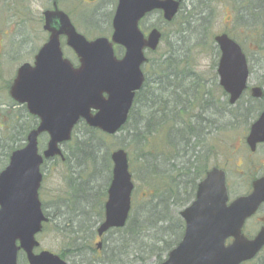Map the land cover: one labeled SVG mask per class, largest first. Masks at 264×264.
Listing matches in <instances>:
<instances>
[{
  "label": "water",
  "instance_id": "water-1",
  "mask_svg": "<svg viewBox=\"0 0 264 264\" xmlns=\"http://www.w3.org/2000/svg\"><path fill=\"white\" fill-rule=\"evenodd\" d=\"M182 0H117L110 39L87 40L77 33L69 16L59 10L46 11L43 30L48 34L31 66L16 71L8 94L39 124L26 137L22 149L14 151L6 168L0 172V264H17V253L23 251L28 264H66L57 255L43 251L38 255L35 236L47 218L42 213L38 191L43 160L59 157L61 146L71 140L79 121L107 135L116 134L126 123L135 93L144 82L141 66L147 62L145 50L156 51L161 33L157 28L144 35L139 21L153 11H160L165 22H171ZM61 38L65 42L61 43ZM219 46L217 73L219 84L234 104L246 88L248 69L240 47L226 35L214 38ZM70 48L77 59L73 64L63 56L62 46ZM114 46L124 49L116 58ZM260 98L262 90L251 89ZM48 135L46 149L38 153V137ZM246 143L251 151L264 143V111L251 125ZM111 181L104 205L101 235L122 228L131 207L133 183L127 153L117 149L110 154ZM252 193L227 203L225 174L216 168L207 172L198 184L195 200L180 216L185 222L180 242L162 264H241L252 259L264 246V234L254 240L241 235V227L264 202V176L252 183ZM233 242L227 246V238Z\"/></svg>",
  "mask_w": 264,
  "mask_h": 264
},
{
  "label": "rangeland",
  "instance_id": "rangeland-1",
  "mask_svg": "<svg viewBox=\"0 0 264 264\" xmlns=\"http://www.w3.org/2000/svg\"><path fill=\"white\" fill-rule=\"evenodd\" d=\"M49 2L50 0H0V171L6 165L7 156H9L10 152L15 147H18L16 144L20 145V138L22 137L20 133L27 129L28 125H30L29 128L33 125V121H26L24 125L21 126L22 128L19 127L14 132L11 130L9 131V126L6 127L5 123L13 120L12 113L7 110L9 107L8 104H10L11 101L7 95L6 83L8 84L10 82L16 69L20 65L33 61V57L37 50L45 42L46 34L42 31V20L40 16L41 12L48 8ZM250 2L251 3H248V5L252 6V13L250 14L248 23L246 21L240 24L235 23L236 6L233 5L230 0H202L201 2L199 0H185L182 4V11L186 12L184 17H187L188 14L194 16L192 18L194 21L189 22L191 23L190 25H195L194 27L198 30L200 39L203 24L202 21L199 20L201 16L209 21L212 35L220 32H227L232 36L243 37V35H247L251 40L244 39L247 48L246 50L242 48L247 56L250 69L248 86H260L264 89V0H250ZM114 4L113 0H59V8L70 15L76 30L88 39H93L98 36H108L106 26L103 24L100 26V20L91 19L90 17H95L100 14L105 17L106 23V20L110 18L108 13L113 10ZM256 9L258 10L256 11ZM256 16L259 17L260 20H255ZM159 23V16L156 14L149 17L141 24V28L143 31L147 32V27L149 28L153 26V24L158 25ZM174 25V23H161L158 25L163 33V38L160 48L156 53H147V56L152 62L157 61V59L161 58L165 52L170 49L172 43L169 42L176 39L179 42L181 39L182 35H180L179 38L172 36L171 32L175 29ZM249 26H251V28H248ZM257 29H260L259 32L261 34L257 33ZM250 30L257 33V37L251 38L250 35L252 31ZM179 31H181V34L186 33L189 37L188 32L185 31L183 27H180ZM239 39L242 38L239 37ZM254 39L257 44L263 47L261 46V48H259ZM194 42L195 39L191 38L190 42L186 43L183 47H188ZM213 45L211 41V46L213 47ZM177 49L180 52L182 51L181 47ZM63 53L65 57L75 62L70 50L64 49ZM211 59H213L212 51H209L207 56L201 55L199 67L195 68V70L198 72L202 71V73L209 76L208 73L212 71L209 67ZM222 95L223 94H221V96ZM225 96L226 94L224 93L222 97L224 98ZM223 98H221L220 101H225ZM249 100V97L244 94L240 101L233 107L235 109L233 114L229 112L226 117H231V114L233 116H243L240 114L243 110L249 112L251 108L254 109L258 107V103L251 106L252 102L248 103ZM252 116L254 117V115ZM249 117L250 115H246V121ZM246 121L245 123H239L240 125H237L235 128H228L231 129V131L228 130L223 134L208 135L203 148L200 150L202 154H207V156H199L198 153L197 157L193 159L194 167L199 166L202 168L204 166L205 169L207 166V169H210L216 166L225 171L226 184L232 193L229 194V201L236 196L249 193L250 188H247V184L249 185L251 178L264 172L262 167V165H264V146H259L253 154L248 150L245 144V136L248 133L249 126L246 125ZM251 121L252 120H249V124ZM11 127L12 129L15 127V122ZM83 132L82 127H80L79 130L75 128L73 138L75 139L76 135L78 137L81 134L86 135ZM14 135L15 138H13ZM122 138L128 141V136H126L125 132H119L115 135L114 141L112 140L113 142L111 144L113 150L119 148L118 140ZM45 142L46 138L41 137L39 139V146H44ZM122 145L126 146V143H121V146ZM74 146L75 142L73 141L62 147L64 154L72 151L76 156V159L72 160V171H70V166L61 163L59 160H55L54 162L49 160L41 170L44 178L40 188V200L42 203L44 202L48 214L54 216V219L47 227V230L37 238L41 248L55 253L63 249L70 251L76 235L82 236L80 233L76 234L78 231L76 228L77 224L88 216H91V211L95 210L100 203L98 196L102 197L103 192H105V163L103 164L102 162L103 157H105V138L100 141V147L95 149V151L93 147L89 148L92 153L95 152L98 154L95 161L96 165L86 163L84 158L79 156L78 152L73 149ZM209 146L213 147V149ZM134 148L135 147L131 145L130 151L132 152ZM138 149L137 147L135 148V150ZM142 154L143 152L140 151L138 155L141 156ZM138 155L134 157L137 156L138 158ZM129 157L130 155H128L129 172L132 176L134 186L131 198L130 219V216L132 215L134 217V213H137L140 207L147 202V198H144V196L149 192V189L146 187V176L143 168L141 167V169H139L138 165L140 164L134 162L133 158ZM138 162H140V160ZM82 175L86 178L77 181L78 177ZM79 188L85 192L86 196L87 194L94 196L85 197L81 191L80 193L74 192V197H71V189L77 190ZM106 199L107 196L105 197V201ZM175 201L179 205L181 204L180 197L176 198ZM80 203L84 205H80ZM87 205L90 206V208L85 209ZM184 208L177 209L173 207L172 211L175 215H179ZM123 237V233H117L115 231L106 233L105 255L110 256V251L116 246L120 247L119 244L124 241L125 248L129 253L135 252L136 249L140 254L138 258L141 256L144 259L143 263L137 260L135 262L132 258L122 259L124 264H158L157 257L154 258L147 254V246L151 244L149 240L141 238V240L137 242L127 237L123 240ZM160 253H163V261L167 256V252ZM95 256L97 255L95 254ZM253 263L264 264V252L260 254L258 259ZM105 264H108L107 261H105Z\"/></svg>",
  "mask_w": 264,
  "mask_h": 264
},
{
  "label": "trees",
  "instance_id": "trees-1",
  "mask_svg": "<svg viewBox=\"0 0 264 264\" xmlns=\"http://www.w3.org/2000/svg\"><path fill=\"white\" fill-rule=\"evenodd\" d=\"M184 14L186 12L181 11L177 19L172 22L175 24V29L171 34L177 38L182 35L180 43L177 39L169 42L172 43L170 49L147 66L143 88L136 94L127 123L119 131L126 133L129 142L125 138L118 140V147L126 150L130 155L129 158L140 164L139 169L143 168L149 192L144 196L147 202L137 213H134V217L130 216L125 227L111 231L123 233V240L126 237L137 242L141 238L149 240L151 244L147 246V254L157 257L158 264L162 262L163 253L160 252H168L182 237L183 222L179 215L173 213L172 208L180 209L194 198L197 182L207 170L206 165L205 169L204 166L194 167L193 159L198 153L199 156H207L200 150L208 135L223 134L228 130L231 131L228 128H235L240 125L239 123L246 121V116L232 115L235 109L229 106L226 96L222 97L224 93L217 84L216 60L214 48L211 46L212 33L209 21L203 16L199 19L203 23L200 39L195 25L192 26L189 22L194 21L192 20L194 16L187 13L188 16L184 17ZM91 17L100 21L103 19L102 15ZM180 27L188 32L189 37L186 33L181 34ZM191 38H194L195 42L183 47ZM176 47H181L182 51L180 52ZM209 51L213 52V59L209 64L212 71L207 76L202 71H196L195 68L199 67L200 56H207ZM221 98L225 101H220ZM251 102L255 104L254 100ZM229 112L232 113L231 117H226ZM252 118V115L247 118V126ZM80 127L86 135L81 134L79 137L76 135L71 142H75L73 149L84 158L86 163L96 165L98 154L92 153L89 148L93 147L95 151L100 147V141L105 138V157L102 160L103 164L105 163V170L103 169L105 192L102 197L98 196L100 203L95 210H99L103 198L106 197V188L111 178L110 152L113 150L111 144L115 135H104L83 123H80L76 129L79 130ZM26 132L22 131L23 134ZM121 143H126V146H121ZM131 145L139 149L134 148L131 152ZM140 151L143 152L141 156L138 155ZM135 155H138V158L134 157ZM73 159H76V156L72 151L65 154L63 163L70 166V171L73 168ZM84 178H86L84 175L79 176L77 181ZM81 191L80 188L71 189V197ZM82 193L85 195L84 191ZM178 197L181 198L180 205L175 201ZM80 205L84 204L80 203ZM119 245L120 247L116 246L110 251V256L105 255L108 264H124L122 259L128 258H132L135 262L136 260L144 262L141 256L138 258L140 254L136 249L135 252L129 253L124 241Z\"/></svg>",
  "mask_w": 264,
  "mask_h": 264
},
{
  "label": "flooded vegetation",
  "instance_id": "flooded-vegetation-1",
  "mask_svg": "<svg viewBox=\"0 0 264 264\" xmlns=\"http://www.w3.org/2000/svg\"><path fill=\"white\" fill-rule=\"evenodd\" d=\"M54 1H56V0H50V2L48 4V8H46L45 10H43L41 12L40 19L42 20V23L44 20L43 14L47 10H53L54 9L53 8V2ZM115 1H117V0H115ZM230 1L232 2L233 5L236 6L235 7V13H236L235 23L240 24L243 21H246L248 23V21L250 19V14L252 13V10H251L252 6L248 5V3H250V0H230ZM56 5H57V8H59V0L56 1ZM111 17L109 18V20L108 19L106 20V23H105V19L103 20V23H100V26L102 24L106 26V30L108 31V35H111V33H112ZM149 17H151V15L145 17L142 22L144 23ZM255 20H260V18L256 16ZM150 28H151V26L149 28L147 27L146 29L149 30ZM248 28H251V26H249ZM259 30L260 29H257V33L261 34L259 32ZM250 31H252V30H250ZM263 31H264V27H263ZM257 33H254L252 31V34L250 35V37L251 38L257 37ZM225 34L229 38H231L235 43L239 44V46L241 47L243 52H244L243 48L245 50L247 48L246 47L247 44L245 43V40H251L247 35L246 36L243 35V37H241V36L229 35L227 32ZM105 37H107V36H105ZM239 37L242 39H239ZM255 43H256V41H255ZM257 45L259 48H261V46H262L259 44H257ZM217 50H218L217 55H218V60H219L220 51H219L218 47H217ZM120 52L123 53L122 50H120ZM147 53H149V52L146 51V54ZM246 60L248 63L247 56H246ZM74 65H76V62H74ZM246 92H248V93H246ZM244 94L247 95L250 99L248 101V103H250L251 100H254L255 104L258 103V108H256V109L254 108L255 110L253 108H251V110L249 112L248 111L246 112V110H243V112L240 113L243 116L254 115V117L251 119L252 120L251 123H252L261 114V111L262 110L264 111V89H263V93H262L260 98H253L251 95L250 89H248V88L245 90ZM240 99H239V101H240ZM8 106L9 107L7 110L12 113V117L14 118L12 121L6 122L9 125V131L10 130L12 132L16 131V129L21 127L22 125H24V122H26V121L27 122L33 121V125L31 126V128H29L30 125H28V128L25 129V131L28 132V131L35 129L37 127L38 119L36 117H32V116L30 117L25 106L17 105L12 100H11L10 104H8ZM251 106H254L253 103L251 104ZM14 122H15V127L12 129L11 126ZM6 123H5V125H6ZM3 124H4V122H3ZM6 127H8V126L6 125ZM27 132H26V134L20 133L22 135V137L20 138V140H21L20 145L16 144V146H18V147H15V149L23 147L25 145V142H26L25 139H26ZM43 137L46 138V142L44 143V146H39V152H41V153L45 150L47 142H48V137L46 135ZM13 138H15V135ZM15 141H17V140H15ZM259 146H264V144H259V145L255 146L256 148L254 151L250 150L251 153L252 154L255 153ZM8 160H9V156H7V163H8ZM55 160L56 159H52L51 162L52 161L54 162ZM47 162L48 161H43V163L41 165V170H42V168H44V166ZM262 167L264 169V165H262ZM212 168H214V167H212ZM219 169H221V168H219ZM263 176H264V172L258 176L252 177L249 185L247 184V188H250V192L247 193L246 195L236 196L231 201H234L237 198L249 195L252 191V183L255 180L262 178ZM42 183H43V180H42ZM226 187H227V194H228V202H231V201H229V194L231 193V191L229 190L227 184H226ZM93 196L94 195L87 194V196H85V197H93ZM194 196H195V194H194ZM39 198H40V191H39ZM40 202H41V210H42L43 214L45 215V217L48 219V222L43 225L42 232H41V234H42L45 232V230L49 226V224L52 223L54 216L49 215L48 211H47V207L44 204V202L42 203L41 200H40ZM87 206L85 209L90 208V206H88V207ZM91 212H92L91 216H88L86 219H83L82 221H80L77 224L76 228L78 229V231L76 232V234L80 233L82 236L76 235V237L74 238L75 240H74V244H73L71 250L69 251V250L63 249V250L57 251L56 253L54 252L55 254H57L59 256V258L64 260L66 262V264H105V233H103L101 235H99L97 233V230H98L99 226L101 225V223L104 219V203L100 206L99 210H93ZM57 214H56V216H57ZM261 234H264V202L259 204V206L256 208V210L249 217H247L245 219V221L243 222V225L241 227V235L249 241L254 240L258 235H261ZM232 242H233V238H227L224 243L226 245H228V244H231ZM44 250H47V249L41 248L40 242H39V245L34 248L33 253L35 255H38ZM263 252H264V246L260 249V251L257 253V255L252 260L245 262V263H242V264H256L253 262L256 259H258L260 254H262ZM95 254L97 256H95ZM17 264H28L26 255L23 251H19L17 253Z\"/></svg>",
  "mask_w": 264,
  "mask_h": 264
}]
</instances>
